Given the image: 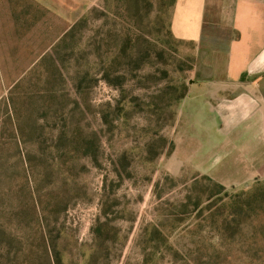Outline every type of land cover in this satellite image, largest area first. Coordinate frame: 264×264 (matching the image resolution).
Segmentation results:
<instances>
[{
  "label": "rangeland",
  "instance_id": "obj_1",
  "mask_svg": "<svg viewBox=\"0 0 264 264\" xmlns=\"http://www.w3.org/2000/svg\"><path fill=\"white\" fill-rule=\"evenodd\" d=\"M175 4L0 0V264H264V216L231 209L264 147L208 131L225 55L174 37Z\"/></svg>",
  "mask_w": 264,
  "mask_h": 264
},
{
  "label": "crops",
  "instance_id": "obj_2",
  "mask_svg": "<svg viewBox=\"0 0 264 264\" xmlns=\"http://www.w3.org/2000/svg\"><path fill=\"white\" fill-rule=\"evenodd\" d=\"M171 29L178 40L224 53L223 76L202 80L195 93H204L201 110L210 119L208 131L225 137L221 149L233 156L231 161H252V149L264 147L257 142L264 136L263 97L255 91L264 73V0H177ZM222 30L229 40H219Z\"/></svg>",
  "mask_w": 264,
  "mask_h": 264
},
{
  "label": "trees",
  "instance_id": "obj_3",
  "mask_svg": "<svg viewBox=\"0 0 264 264\" xmlns=\"http://www.w3.org/2000/svg\"><path fill=\"white\" fill-rule=\"evenodd\" d=\"M175 2L176 0H172V4H174ZM208 180L210 181V179ZM214 188L217 194H221L225 190V188L221 184H218V183H214ZM247 203H240L239 204L240 206L235 207L234 205L237 203L234 202L233 203L234 205L232 204L231 209L233 208L235 214L242 215L244 213V210L246 211L247 207L250 208L249 204H252V214L255 213V214H260L261 216H264V183H260L259 181H256V184L252 190V201H248ZM43 249L46 250L45 247ZM47 254H48V251H47Z\"/></svg>",
  "mask_w": 264,
  "mask_h": 264
}]
</instances>
